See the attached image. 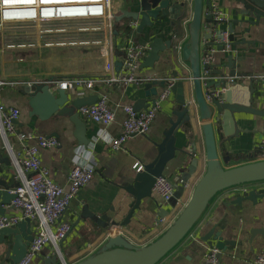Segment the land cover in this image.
Masks as SVG:
<instances>
[{"label":"crops","instance_id":"obj_1","mask_svg":"<svg viewBox=\"0 0 264 264\" xmlns=\"http://www.w3.org/2000/svg\"><path fill=\"white\" fill-rule=\"evenodd\" d=\"M131 1L111 0V14L114 16L123 9L134 8ZM214 4L215 7L225 13L226 21L221 24V28L228 29L233 20L242 18L239 14L242 5L237 0H214ZM204 7L206 13L208 11L206 1ZM192 14L193 6L190 0L180 20L174 24H171L170 20L163 22L162 29H158L157 35L165 40L171 39L174 49L162 52L161 60L156 63V66L137 72L139 75H147L152 79L162 78L176 68L180 69L185 76L191 75L186 64L180 61L178 52L188 37V23ZM98 20H100L101 25L93 29H77L69 32L62 29L63 31L46 35H41V30L44 27L60 28L66 23L73 24V22L21 23L22 29L27 32L13 34L10 40H6V44L25 42L32 45L25 48H8L6 46L9 50L7 52L10 54L4 61L0 58V80L5 82L0 87V106L5 110L10 108L20 110L21 114L15 121L19 130L35 135L55 137L60 142L59 147L44 148L40 153L42 163L49 169L52 178L61 186L67 187L69 174L75 165L73 160L76 156V150L79 148L82 151H93L94 153L96 165L94 179L79 191L60 219V221L71 224L72 228L68 237L59 244L61 254L67 264H75L95 253L102 247L108 235L120 234L138 247L156 240L182 212L197 183L206 173L205 145L203 136L199 132L196 148L200 161L193 175H185L188 186L184 188L179 181L181 178L178 173L180 155L172 160L165 170L164 175L173 180L178 188L183 191L178 192V188H175V195L168 203H163L161 198L156 196L161 203V212L162 210L166 212L163 216L164 221L159 222L157 220L160 209L156 205L153 206L151 201L147 205L146 200L142 203L141 208L135 211L127 226L114 227L112 226L113 222L122 224L130 211V205L133 203L134 198L126 190V186L133 182L137 174L134 164L137 161L148 164L158 154L157 145L164 138V131L169 126V114L171 109L176 106L174 94L171 92L161 102L149 132L145 135L128 138L123 148L117 151L103 142H98L95 146L91 144L94 136L101 132L104 127L82 116L80 109L77 112L86 124L87 137L90 139L88 146L79 144L75 135L77 133L76 126L68 116H53L43 121L40 117L30 115L29 97L22 92L27 85L18 86L16 82L26 79L21 82L32 83L48 81L50 78L55 82H60L64 79L84 77L95 81L94 89L79 87L67 90L70 103L76 100L95 102L101 94L105 93L109 103L117 110L116 119L108 127V130L114 136H118L122 132V123L125 119L123 107L133 105L137 99L144 98L145 94L142 87L135 84L118 86L104 83L106 56L103 50L113 46L114 53H120L129 39L143 45H149V37L141 36L136 29L129 37H126L123 32L124 21L119 23L111 21V33L107 20ZM9 25L15 26V24ZM207 27L213 30L215 36L214 24L205 25V28ZM205 28L203 27L202 34L205 33ZM115 30L119 31L117 35ZM235 30L238 36L237 40H241L243 36L240 35V25ZM244 36L249 43L239 45L229 52L217 51L216 45H214V40H216L214 37L209 40L202 38V54L212 63L221 65L225 73H228L229 69L222 65L228 53L243 56L242 61H237V64L242 65L237 70L239 72L249 70L250 72H258L260 81L257 84L258 93L254 106L264 112V87L261 82L264 76V18L259 26H251V31ZM69 39L78 43L69 44L66 42ZM48 42L53 44L48 45ZM33 62L35 67H32ZM202 72L204 75V70ZM212 78L219 79V76H212ZM244 81L246 85L242 86L239 83L231 86L233 101L248 102L250 83L248 79H244ZM185 93L190 99L193 97V88L190 82L186 83ZM240 117L238 127L235 125L232 128L233 131L237 128L241 130L240 137L233 139L226 147H219V154L225 168L264 160V153L259 149L263 138L264 115L244 114ZM217 142H219V138ZM30 143H36V140L30 141ZM176 145L184 149L190 147L189 138L180 135ZM0 153L3 156L10 155L1 134ZM2 166L6 170L8 169L4 164ZM183 171L186 172V169ZM12 180L16 181L15 177H12ZM262 187H264V181L253 184L249 190ZM243 193L238 186L218 194L193 230L157 264H205V253L210 244L204 241L203 237L212 232H221L225 239L235 241L233 245L227 246L226 250L220 253L219 258L223 264H256L257 255L264 250V237L259 233V229L264 228V199L257 204L246 201L242 207L233 204L232 201ZM84 208H88L90 212L102 218L106 225L102 226L91 218L82 217ZM19 213L20 210L12 209L9 205L6 206V214ZM252 230L258 231L252 235ZM4 254L5 245L0 244V262L4 258ZM56 254L54 247L48 245L32 264H43L45 259L53 258ZM58 262V264H63L62 261Z\"/></svg>","mask_w":264,"mask_h":264},{"label":"water","instance_id":"obj_2","mask_svg":"<svg viewBox=\"0 0 264 264\" xmlns=\"http://www.w3.org/2000/svg\"><path fill=\"white\" fill-rule=\"evenodd\" d=\"M205 1L206 8H208L206 13L204 11ZM237 1L242 5L239 11L242 18L233 20L228 29H223L221 24L215 20L214 0H191L193 14L188 23V37L182 43L180 52L176 49L180 61L186 64L191 75L185 76L180 69L176 68L162 78L148 79L141 86L145 97L137 99L133 104L136 111L147 109L151 105L155 106L157 97L169 86L175 96L176 106L169 114V126L164 131V138L157 145L156 158L144 164L143 170L137 172L133 182L126 186V190L134 198L129 213L122 224L113 222L112 226H127L135 211L140 209L146 200L147 205L151 201L153 206L161 208V203L153 193V188L156 179L164 175L168 164L178 158V155H180L178 173L181 177L179 181L186 182L185 175L195 173L200 161L196 147L198 135L201 132L205 145L206 173L197 183L190 200L166 231L151 243L138 247L120 234L108 235L102 247L75 264H157L193 230L218 194L230 188L264 181V160L225 168L219 154V147H226L233 139L240 137L241 130L237 128L233 131L232 128L235 125L238 127L241 115H264L263 111L254 106L258 93L257 84L260 81L258 72H250V70L239 72L237 68L242 65L237 64V61H242L243 56L228 53L222 65L229 69V72L225 73L221 65L218 66L209 59L207 60L201 49L202 38L209 40L214 37L216 39L214 45L220 52L233 51L237 46L249 43L244 35L251 31V26H259L264 18V0ZM131 2L134 8L123 9L119 14H114L113 21L115 23L124 21L130 29H133L132 23L136 22L137 33L143 37H149V51L141 63L140 70L152 69L161 60L162 52L174 49L171 39L165 40L157 35L158 29H162L165 20H170L171 24L180 20L190 0H132ZM213 24L216 31L215 36L210 27L205 28V25ZM239 25L240 35L243 36L241 40H237L238 36L235 32V28ZM203 27L205 33L202 34ZM118 33L119 31L115 30V34ZM225 33L228 42L224 40ZM227 45L230 46L229 50L226 49ZM115 67L117 71L122 69L123 57L115 63ZM202 70L205 72L204 75ZM212 76H219V79H214ZM244 79H248L250 83L248 102L233 101L231 86L239 83L242 86L246 85ZM188 82L193 88L191 99L185 93ZM54 83L55 80L50 78L48 81L33 82L24 87L22 92L29 97L30 115L40 117L43 121L53 116H68L76 126L75 135L79 144L88 146L90 139L87 137L86 124L77 110L92 105L96 101L76 100L70 103L69 94L65 89L52 90ZM180 135L189 138L190 147L184 149L176 145ZM218 138L219 142H217ZM2 164L8 169L6 170ZM184 169L186 172L183 171ZM12 177H14V170L10 155L3 156L0 153L1 215L6 214V206L10 205L16 197L14 191L19 183L12 180ZM171 181L174 187L178 188V185L173 180ZM182 191L178 188V192ZM263 199L264 187L253 188L239 195L232 203L242 207L246 201L257 204ZM159 211L158 221L166 213L165 210L161 212L160 209ZM82 217L91 218L102 226L106 225L102 218L97 217L88 208H84ZM31 227L32 222L27 218L15 226L0 229V244L5 245L4 258L0 264H18L25 257L34 237ZM259 230L264 237V228ZM257 231L252 230V235ZM203 240L214 245L219 250V256L227 246L235 243L233 240L225 239L221 232L209 233L203 237ZM56 253L55 257L45 259L43 264H56L58 261L67 264L61 251Z\"/></svg>","mask_w":264,"mask_h":264},{"label":"built area","instance_id":"obj_3","mask_svg":"<svg viewBox=\"0 0 264 264\" xmlns=\"http://www.w3.org/2000/svg\"><path fill=\"white\" fill-rule=\"evenodd\" d=\"M111 5V0H9L8 3H5V0H0V31L9 24H48L50 22L102 19L107 20L112 33L111 21H113L114 16L110 12ZM214 15L216 22L222 24L226 21L225 13L218 7H215ZM136 26V22L132 23L133 29ZM60 31L63 30L51 26L50 28L44 27L41 30V35ZM224 40L228 42L226 33ZM66 42L69 44L78 43L70 39ZM47 44L52 45L53 43L48 42ZM31 45L21 42L9 43L7 47L25 48ZM226 49L229 50L230 46L227 45ZM148 51V44L143 45L133 39L128 40L127 45L122 48L120 53H114L113 46L110 49H104L103 53L106 56L104 83L118 86L131 84L142 86L148 79L152 80V78H146L147 75L141 76L137 73L141 71V63ZM121 57H123V67L117 71L115 63ZM261 82L264 87V76ZM32 83L16 82L18 86L31 85ZM4 84L5 82L0 80V87ZM79 87L94 89L95 81L84 77L64 79L55 82L52 90L56 91L62 88L67 91ZM170 93L169 86L157 97L155 106L151 105L141 111H136L133 105L124 106L125 119L122 123V132L118 136H114L108 130V127L116 119L117 110L109 103L106 94H101L94 104L80 109L82 116L104 127L101 132L94 136L91 144L95 146L98 142H103L117 151L123 148L128 138L147 134L155 120L161 102ZM20 114L18 108L5 110L0 106V134L11 155L14 177L19 183L14 191L16 197L11 201L9 207L20 210L19 214H0V229L15 226L27 218L31 220L33 241L27 254L18 264H32L48 245H52L56 252L60 251V242L67 238L72 230L71 224L60 221V219L79 191L94 179L96 165L94 160L91 162V167L75 163L69 174L68 186L58 184L52 178L49 169L43 165L40 153L44 148L59 147L60 142L55 137L35 135L19 130L15 121ZM105 136L110 137L109 142L104 140ZM32 140H36V143H30ZM259 149L264 153V129ZM143 167L144 164L140 161L134 164L137 172L143 170ZM181 183L184 188L188 186L186 182L181 181ZM253 184L255 183L241 185L239 188L242 192H247ZM153 193L160 197L163 203H168L175 195V187L171 179L163 175L156 179ZM161 221H164V217L159 219V222ZM255 262L256 264H264V250L257 255ZM205 264H223L219 258V250L214 245L207 248Z\"/></svg>","mask_w":264,"mask_h":264},{"label":"rangeland","instance_id":"obj_4","mask_svg":"<svg viewBox=\"0 0 264 264\" xmlns=\"http://www.w3.org/2000/svg\"><path fill=\"white\" fill-rule=\"evenodd\" d=\"M73 24L70 23H66V25H62L60 26L61 29L65 30L66 32H69L70 30H77V29H93L94 27H97L99 25H101L100 20H79V21H72ZM82 24V25H80ZM27 31L25 29H22L21 25H15V26H5L2 30V32L0 33V58H2L1 60H6L7 55H9L10 53H8L7 51H9L6 46V40H10L13 34H23L26 33ZM80 33V32H79ZM5 40V42H3ZM35 67V63L33 62V66ZM26 79H21L18 82H21ZM22 83V82H21Z\"/></svg>","mask_w":264,"mask_h":264},{"label":"clouds","instance_id":"obj_5","mask_svg":"<svg viewBox=\"0 0 264 264\" xmlns=\"http://www.w3.org/2000/svg\"><path fill=\"white\" fill-rule=\"evenodd\" d=\"M104 140L106 142L110 141V137L105 136ZM94 160L93 151H82V149L76 150V156L74 157L73 163L83 164L86 167H91V162Z\"/></svg>","mask_w":264,"mask_h":264},{"label":"trees","instance_id":"obj_6","mask_svg":"<svg viewBox=\"0 0 264 264\" xmlns=\"http://www.w3.org/2000/svg\"><path fill=\"white\" fill-rule=\"evenodd\" d=\"M123 32L126 34V37H129L133 32L134 29H130L129 27L126 26V24H123ZM59 262H57L58 264Z\"/></svg>","mask_w":264,"mask_h":264},{"label":"snow or ice","instance_id":"obj_7","mask_svg":"<svg viewBox=\"0 0 264 264\" xmlns=\"http://www.w3.org/2000/svg\"><path fill=\"white\" fill-rule=\"evenodd\" d=\"M9 2V0H5V3H8ZM7 15V14H6Z\"/></svg>","mask_w":264,"mask_h":264}]
</instances>
